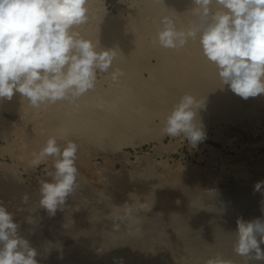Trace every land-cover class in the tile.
<instances>
[{
    "label": "rangeland",
    "instance_id": "1",
    "mask_svg": "<svg viewBox=\"0 0 264 264\" xmlns=\"http://www.w3.org/2000/svg\"><path fill=\"white\" fill-rule=\"evenodd\" d=\"M139 1L141 2V0H100L107 11L116 13L119 10L124 15L133 10ZM150 60L154 62L155 58L151 57ZM142 73L143 75L148 74L147 71ZM258 97L257 101L250 98L245 100L230 90L227 93V104L224 106L226 107L225 112L221 111L222 109L220 111L207 110L206 107L211 108L212 100H203V107L197 110V121L203 125L205 139L198 142L195 147L183 135L170 137L163 134L162 128L165 120H162L156 113L153 115L151 130L144 132V134L134 135L130 138L131 143L128 139L123 140V137H106L104 141L89 139L85 134H79L78 132V135L71 130L70 136L75 137L77 143L75 140L72 141L78 145L76 186L74 191L66 198L65 203L58 207L54 215H50L40 205V187L41 181L51 182L52 177L48 173L55 171V158L47 157L38 167L31 165L32 159L41 151L46 142L42 144V147L38 145L37 149L33 146L37 152L31 146H28L26 151L28 150L29 153H27L24 151L25 149L19 148V145L16 146L15 143L8 144L0 138V179L2 178L0 180V206L5 207L15 220L13 222L17 225V236L21 239L26 238L25 240L29 242L30 247L37 252L35 259L38 264H117L122 259L120 252L126 251L127 253L129 250H135L136 253L138 252L136 249L145 248L146 245L149 246L152 243L153 246L155 244V250L158 248L157 251L169 248L171 243H167L164 239L170 233L176 234L177 237L175 238L178 240L184 234V237L178 242L179 244L181 242L184 244V238L188 241V239L195 237L193 241H196L198 237L203 236L204 238L201 237V239L209 241L212 251L215 248L218 249V245L222 250V245L225 248V243L230 245L236 239L235 236H238L236 232L231 236L228 235L230 228L231 230L234 228L232 232H238V219L242 218L244 222L256 219L264 221V211H262L264 209V199L257 202L261 204H258V208L255 206L257 209L253 208V205H257L256 200H252L253 197H261L264 193V186L260 191L254 190L257 182L264 181V94L258 95ZM4 113L8 119L15 122L13 124L16 126L13 127H18L23 135L25 133L28 138L35 135L31 120H27L25 116L22 117L23 115L19 112V114L13 112V115H11L12 112ZM14 113L16 114L14 115ZM65 138L58 137L59 140L56 139L61 149L69 140L68 137ZM38 147L40 148L38 149ZM15 150H19L18 152L24 155L20 157L21 154L19 153V155ZM32 150L34 151L32 152ZM185 184L196 187L195 190H197L196 193L199 196L194 201H198V199L200 203L203 201L202 209L200 208L202 211L195 220L199 223H194L197 230L202 229L199 232L186 226L187 230L181 228L184 229L183 233H181V230L175 231V229L168 231L169 233L167 231L163 233L160 229L165 230L163 227L165 224L162 223L161 218H158L161 211L160 209H158L159 211L153 210L160 204L150 205V194L153 195V192L156 191V193L160 192L162 202L168 203L169 200L180 198L184 192H187L188 186L186 187ZM190 186L189 188H192ZM25 196L28 198L26 202L24 200ZM225 203L230 206L231 210L234 209L232 210L234 211L232 217H225L222 214L223 211L220 206L225 205ZM209 211L212 213L211 215ZM129 221H131V224ZM229 221L231 225L227 224ZM198 224L200 228L197 227ZM116 225H119L118 229L115 227ZM127 225L128 227L135 225V231L129 234L125 233L123 229L128 228ZM227 225L231 227L228 228ZM217 226L218 229L216 228V230L215 227ZM77 227L79 228L77 229ZM155 228H158L157 231ZM213 228L216 231L212 236L210 232H214ZM220 229L227 231V236L226 233L224 235L229 241ZM75 230L79 232L77 233ZM193 230L199 233L193 232L196 236L192 235ZM154 232L159 234H156V236ZM216 232H220L223 237ZM232 232L230 231V233ZM60 233L62 236H60ZM160 233L163 239L160 237ZM185 233L191 235L188 236ZM200 233L202 234L200 235ZM73 234L74 236H72ZM163 234L167 235L164 236ZM209 234L211 235L210 238L214 237L215 240L212 239V241L208 237ZM218 235H221L224 240L227 239V242L220 241ZM72 237L75 238L72 239ZM153 237L157 241H153L155 239ZM88 240L93 242L89 241L88 243ZM159 240L161 242L160 246L157 245V243H160ZM193 241L190 240L189 242L192 243ZM217 242H220V244L223 242L224 244L220 245ZM236 242L237 240L233 244ZM68 244H72L70 249ZM236 244H231L232 247L230 248H233V253L232 250L230 251L229 245L223 249L230 251L227 252L225 260L230 257V262L238 258L235 260H241L240 263L243 261V264H250L251 260L253 262L251 264H264V261L255 260L254 256H249L252 259L248 256H239V254L235 256L234 247ZM134 246L140 248H134ZM126 248L130 249L127 250ZM261 248L264 250V245H261ZM86 250L91 254L93 253V255ZM105 252L107 254H104ZM87 254L88 256L91 255V258L88 259ZM82 255L83 257H81ZM228 255H233L234 259ZM106 256L108 257L106 258ZM133 256H131V261L140 264V259ZM200 257L202 256L200 255ZM103 259L104 261H102ZM194 259L195 257L192 258V260ZM73 260L74 262H72Z\"/></svg>",
    "mask_w": 264,
    "mask_h": 264
},
{
    "label": "clouds",
    "instance_id": "2",
    "mask_svg": "<svg viewBox=\"0 0 264 264\" xmlns=\"http://www.w3.org/2000/svg\"><path fill=\"white\" fill-rule=\"evenodd\" d=\"M221 6L209 17L212 0H195L203 27L199 37L202 55L215 66L221 83L247 100L264 94V0H215ZM88 0H0V98L9 101L15 93L26 97L33 108L41 104L75 100L94 90L97 70L107 73L116 52L97 51L90 39L73 30L87 22ZM158 33L165 49L182 48L196 31H177L165 17ZM114 82L124 76L117 68ZM203 101L191 93L183 94L167 114L162 133L170 137L183 135L195 147L205 139L197 110ZM78 145L68 140L63 147L49 137L31 161L38 167L47 157H54L51 182L41 181L40 205L54 215L74 191L77 178ZM264 181L255 184L260 191ZM27 196L24 197L25 202ZM264 211V209H262ZM117 229L119 225L115 226ZM235 247L241 256L264 261V221L238 219ZM0 264H38L37 252L29 242L17 236L12 215L0 206ZM117 264H123L119 260ZM207 264H231L219 258Z\"/></svg>",
    "mask_w": 264,
    "mask_h": 264
},
{
    "label": "bare ground",
    "instance_id": "3",
    "mask_svg": "<svg viewBox=\"0 0 264 264\" xmlns=\"http://www.w3.org/2000/svg\"><path fill=\"white\" fill-rule=\"evenodd\" d=\"M101 2L100 0H88L87 22L79 26H74L73 30L79 32L81 36L90 39L93 42V44L96 46L97 51H101V50L115 51L116 57L113 61L112 67L108 70L107 73H101L99 72V70H97V82L95 89L90 90L83 96L76 98L75 100L72 101L69 100L58 101L55 104L45 103V104H41L39 108H33L30 105L27 98L23 97L19 93H15L10 101L6 98H0V138L4 139L6 143L8 144L15 143V145L16 146L19 145V148L21 147L22 150L25 149L24 151H26V148L28 146H31L32 149L36 151L37 146L39 145L42 147L43 146L42 144H45V142H47L49 137H55V139H58V137H64V138L68 137L69 140L76 141L75 137L73 138L72 136H70L71 130L72 132L74 131V133L77 134L78 132L79 134H85L86 137L89 139H94L99 141H104L106 137H118V138L123 137L122 138L123 140L124 139L130 140V138H132L134 135L140 133L144 134V132H149L151 130V125L153 123V115L155 113L159 115L162 120H165L172 106L176 102H178L180 97L185 93H191L192 95L196 96L197 99L202 101L212 100L211 108L209 109L206 107L207 110L220 111L222 109L221 111L225 112L226 107L224 106H226L227 104V93L230 92V88L227 85H223L221 83L218 75L216 74L215 66L210 64L202 55L199 44V37L202 34L203 27H205L206 24L201 25V20L199 15V5L195 3V0H141V2L140 1L139 3L137 2L138 5H136L133 10L128 11L125 15L119 10L116 13L107 11L105 7L102 5L103 2L102 3ZM218 10H221V6L218 5L215 2V0H212V3L209 5V17L207 18V23H211V16ZM165 17H168L173 21L177 31L187 32L189 30H195L196 36L194 38L189 37L187 39L186 44L178 50L163 48L159 44L158 33L163 28L162 20ZM151 57L155 58L154 62L150 60ZM117 68L121 69L125 75L119 79V82H114L112 81L110 74ZM143 71H147L148 74L143 75L142 73ZM250 99L257 101L259 97L257 96L255 98H250ZM4 112H7V114L8 112H12L11 115H13V112H17V113L19 112L23 115V116L21 115L22 117L25 116L27 120H31V123L33 122V128H34L33 131L35 135L31 137L29 136L30 138L25 136V133L23 135L22 134L23 132H21L18 129V127H13L16 126L15 124H13L15 122H12V119H8L5 116ZM15 114L16 113H14V115ZM78 143L80 142L78 141ZM33 146H35L36 149L33 148ZM39 148L40 147H38V149ZM34 150H32V152ZM15 151L18 152L19 150H15ZM19 153L21 154V152H18V154ZM22 155L24 154H21L20 157ZM185 186L187 187L188 184L187 185L185 184ZM189 186L186 193L184 192L186 187L184 188L183 191L184 194H182L180 198L175 197L176 199H173L172 201L171 200H169V202L166 201L168 203H163L165 201L162 202V199L160 198L161 196L160 192L156 193L157 192L156 191L153 192L154 193L153 195L152 193L150 194L151 195V197L149 198L150 200L148 199L150 205L152 206H155L156 204L161 205V207H159L160 205L156 206L157 209L154 208L153 210L155 211L160 209L161 211L159 215L160 217L158 218H161L162 223L165 224V226H163L165 230L160 229L163 231V233L164 231H167V233H169L168 231L174 229L175 231L181 230V233H183L182 231L184 229L182 230L181 228L186 229V226L187 228L189 227L190 229H196V227H194L195 226L194 223L197 222L195 220L198 214L202 211L201 206L203 205L202 204L203 201L202 203H200L199 199L198 201H194L195 198H198L199 194L196 193L197 191L195 190L196 187L194 188V186L192 187L191 185L190 187L192 188H189ZM262 196L252 198V200H256L255 203L257 204V205H253V208L255 206L258 208V206L261 205L260 203L257 202H260L262 199H264V193ZM181 204H183L184 206ZM222 206H220L221 208L219 207L223 211V213L222 212L221 213L225 217H229V216L232 217V213L234 212L232 210L234 209L231 210L230 206H228L226 203L225 205ZM216 213L218 214V212ZM211 214L212 213L210 212V215ZM129 222L131 224V221ZM160 223L161 221L159 222V226ZM227 224L229 225L230 221ZM82 226L84 227V225ZM197 227H199V224ZM229 227L231 226H228V228ZM78 228L79 227H77V229ZM134 228L135 225L133 226L131 225L128 228L125 227L123 231L129 234L135 231ZM216 228L218 229V226L215 227V229ZM224 229L226 230V228ZM199 230L196 229V231ZM220 230L222 231V229ZM229 230L232 232L234 228L232 230L230 228ZM75 231L77 233L79 232L77 230ZM215 231L214 232L209 231V232L212 235L213 233H215ZM230 231L228 233V235L230 236L231 234L233 235V233L235 232L238 234L237 231H234L232 233H230ZM193 232L194 230L192 231L191 234L196 236V234H193ZM226 232L222 231V234L224 235ZM156 234L159 233L156 232L155 235ZM185 234L188 235V233ZM191 234H189L188 236H190ZM201 234L202 233H200V235ZM217 234H221V233L219 232ZM174 235L173 233H170L164 239V241H166L167 243L169 244L171 243L170 244L171 246H169V248L159 249V251H157L158 248L157 250H155V244L153 246L152 243V245L149 246L146 245L145 246L146 249L134 246V248H140L139 250L136 249V251H138L136 253L135 250L132 251L129 250L127 253L125 250H123L125 252L123 253L118 252V253L120 255L122 254L121 260L123 261V264H139L138 262L134 263L133 261H131L132 255L135 256V257L133 256L134 258L137 257L138 259H140V264H194V263L207 264V261L209 259L219 258L224 261L227 260L230 261L231 258L228 257V259L225 260V256L227 255V252H230L231 250L233 253V248L230 247H232L231 244L235 245L237 243L236 242L235 244H233L238 238L237 235L236 236L234 235L236 239H234L233 243L229 242L230 245L228 243H225L226 247L229 245L230 251L223 250L226 248V247L224 248V245H222L223 247L220 246L223 248L222 250L219 248L218 245L217 246L218 249L215 248L216 250L214 249L215 251L214 250L212 251L209 241L206 239L205 240L201 239V237L203 236L199 235L200 237H198L196 241H193L195 237L192 238L191 236L192 239L190 240L193 241L192 243L189 242L190 241L189 239L188 241H186V239L184 238L183 240L184 244H182L181 242L180 244L182 245H180L178 242L184 237V234H182L183 237L182 236L179 237L180 240L175 238L177 237L176 234ZM211 235L208 237L210 238ZM221 235H218L220 236V238L218 236L217 238L221 239L220 241H223L224 240L222 238L223 235L222 237ZM60 236H62V234ZM72 236H74V234ZM80 236L82 237V235ZM226 236L224 235V237ZM160 237H162L163 239L161 233H160ZM73 238L75 237H72V239ZM154 240H156V238L153 239V241ZM160 240L158 242H160ZM226 240H224V242H227ZM89 241L93 242L92 240H88V243ZM231 241H233V239H231ZM214 243L212 242V245ZM217 243L220 244V242ZM160 244L161 242L157 243L158 246H160ZM70 246H72V244L69 245V249ZM126 249L128 250L130 248H126ZM79 250L81 249L79 248ZM80 252L78 253L80 254ZM235 252L234 254L235 256H237L236 255L237 253ZM104 254L107 253L105 252ZM91 255H93V253ZM91 255L88 256L87 254L88 259L91 258ZM200 255L202 257H200ZM108 256H106V258ZM191 256L192 258L195 257V259L192 260ZM81 257H83V255ZM235 259L234 261H231V264H241V263L243 264V261L240 263L241 260L236 261ZM244 259L246 258L244 257ZM102 261H104V259ZM135 261H139V260H135ZM72 262H74V260ZM42 263H46V262H42Z\"/></svg>",
    "mask_w": 264,
    "mask_h": 264
}]
</instances>
